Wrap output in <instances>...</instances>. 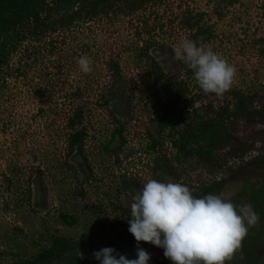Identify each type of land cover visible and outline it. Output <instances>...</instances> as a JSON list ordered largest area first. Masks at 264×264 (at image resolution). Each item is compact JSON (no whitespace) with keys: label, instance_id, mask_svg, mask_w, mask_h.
Listing matches in <instances>:
<instances>
[{"label":"rangeland","instance_id":"rangeland-1","mask_svg":"<svg viewBox=\"0 0 264 264\" xmlns=\"http://www.w3.org/2000/svg\"><path fill=\"white\" fill-rule=\"evenodd\" d=\"M114 19L73 30L56 59L38 55V62L21 69L23 76L0 80V264H20L57 246L64 249L42 264L91 263L93 253L106 247L123 255L126 237L136 242L128 232L130 206L147 180L182 183L192 192L229 174L199 152L226 166L264 156V0H161ZM145 19L154 28L147 30ZM197 20L203 30L197 45L236 68L221 96L203 93L174 56L181 40L194 41L196 28L187 24ZM135 44L165 75L153 90L156 98L145 91L151 67L137 61ZM81 56L92 61L88 74L79 70ZM22 57L13 54L9 75ZM109 57L119 61L121 78L117 95L107 98ZM78 85L83 94H73ZM231 91L257 94L246 103L250 115H227L223 106ZM81 103L86 134L82 152L71 155L66 122ZM217 113L238 143L233 158L228 147L210 148L198 137L200 123L219 121ZM259 231L250 227L232 258L249 252L246 245Z\"/></svg>","mask_w":264,"mask_h":264},{"label":"clouds","instance_id":"clouds-1","mask_svg":"<svg viewBox=\"0 0 264 264\" xmlns=\"http://www.w3.org/2000/svg\"><path fill=\"white\" fill-rule=\"evenodd\" d=\"M173 51L203 93L221 96L231 87L236 68L210 48L185 38ZM77 64L84 74L92 71L86 56ZM129 216L128 232L137 245L143 241L162 248L172 264H226L260 219L250 204L237 205L211 193L197 197L182 183L154 179L133 197ZM93 257L99 264H148L151 258L139 246L135 259L111 247L94 252Z\"/></svg>","mask_w":264,"mask_h":264},{"label":"trees","instance_id":"trees-1","mask_svg":"<svg viewBox=\"0 0 264 264\" xmlns=\"http://www.w3.org/2000/svg\"><path fill=\"white\" fill-rule=\"evenodd\" d=\"M161 0H0V80L6 83L9 76L11 78H19L24 75L21 71L27 64L38 62V55H49L55 57L56 54L64 50V46L70 44L69 38L73 35V30L85 31L93 25H100L108 20L114 21L121 15H134L139 10H146L151 6H156ZM157 21V20H156ZM158 22V21H157ZM147 30L154 28L150 23ZM157 25H160L159 23ZM161 26V25H160ZM189 29L196 28L192 35L194 41L198 38L199 33H203L202 27L198 26L197 21H188ZM84 33V32H83ZM152 44H154L152 42ZM146 45V43H145ZM137 56V61L149 62L151 71H148L151 85L146 87L147 91L153 98H156V91H153L159 85L162 78V70L157 66V62L145 52L144 48H132ZM23 55L20 67L15 70L14 75H9V63L12 61L13 54ZM114 54V53H113ZM56 59V57L54 58ZM142 59V60H141ZM58 61H61L58 60ZM107 69L111 73V82L108 88L102 93L103 96L114 97L117 95V84L121 78V69L119 61L114 57L106 60ZM165 76V75H164ZM167 80L171 81L170 78ZM168 81V83H170ZM73 94H83L85 88L78 85ZM231 97L223 106L227 115L237 117L241 114L250 115L253 111L249 110L246 103L254 99L257 94L242 95L241 92L231 91L228 93ZM106 98V97H105ZM106 98V99H107ZM154 100V99H150ZM231 102L230 111L228 102ZM85 107L83 104L75 106L73 113L68 117L66 128L70 131L67 139L68 150L71 155L82 152V145L85 137V127L83 125V115ZM221 111V110H220ZM219 112V111H218ZM219 121H202L199 125L198 137L205 139L207 144L212 147H218L220 144L228 143L233 138L224 129L222 113H217ZM234 142H237L234 140ZM186 141L180 142V148L186 154L190 151L185 146ZM192 153V152H191ZM202 159L203 157L199 152ZM211 159V158H210ZM213 162L219 164L217 159ZM65 222H71L68 217L64 216ZM64 247L66 243H62ZM63 250L60 247H54L45 253L39 254L32 260L24 261L20 264H42L52 258L54 252ZM59 253V252H58ZM79 260H75L74 264H84ZM86 264V263H85Z\"/></svg>","mask_w":264,"mask_h":264},{"label":"flooded vegetation","instance_id":"flooded-vegetation-1","mask_svg":"<svg viewBox=\"0 0 264 264\" xmlns=\"http://www.w3.org/2000/svg\"><path fill=\"white\" fill-rule=\"evenodd\" d=\"M237 145V142L233 143L229 141L228 143L220 144L218 147H215V149L225 150V148L228 147L229 151L227 154L233 158L239 152ZM231 147L234 148L231 149ZM240 153L243 152L241 151ZM213 159L214 158H208V160L215 164L214 166L219 168V170L228 171V178L222 179L221 177H218L212 182L203 185L200 189L192 191V193L197 197L211 193L219 195L222 199L231 200L237 205L242 203L250 204L260 218L259 222L256 224V228L259 227L260 231L254 236L251 235L253 236L252 244L246 245L248 249L247 251L249 252H247L244 256L243 253L240 256L235 255V257L231 259L232 262L229 261L227 264L264 263V156L262 155L253 157L252 159H245L246 161H241V163L237 162L236 164L229 166H226V162H224V160H221L218 162L219 164H216L213 162ZM126 239L128 249L123 253V255L127 259L136 258L137 246H139L150 254L151 258L148 264H154L151 263L152 261H155V263L158 264L172 263L169 259L164 257L162 248H158L143 241L139 242L137 245L136 242H131L128 237H126ZM85 263L97 264V261L95 259H91V263Z\"/></svg>","mask_w":264,"mask_h":264}]
</instances>
